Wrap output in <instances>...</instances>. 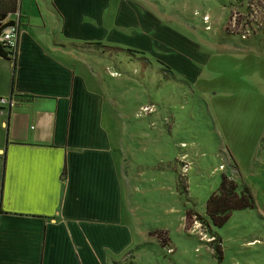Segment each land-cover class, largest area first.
<instances>
[{"label":"crops","instance_id":"crops-1","mask_svg":"<svg viewBox=\"0 0 264 264\" xmlns=\"http://www.w3.org/2000/svg\"><path fill=\"white\" fill-rule=\"evenodd\" d=\"M18 1V50L0 55V98L22 100L0 110V264H127L134 211L105 97L114 65L73 44L148 50L150 36L164 43L153 34L174 28L131 0L112 9L109 0ZM108 18L118 31L102 26ZM124 27L145 34L126 37ZM181 49L174 62L190 65ZM198 54L211 58L199 45Z\"/></svg>","mask_w":264,"mask_h":264},{"label":"rangeland","instance_id":"rangeland-1","mask_svg":"<svg viewBox=\"0 0 264 264\" xmlns=\"http://www.w3.org/2000/svg\"><path fill=\"white\" fill-rule=\"evenodd\" d=\"M118 1L129 0H109L110 8ZM131 1L174 28V33L158 29L159 36L153 34L164 43L150 36V48H141L148 57L159 52L163 59L171 53L176 57L182 48L192 59L190 65L185 59L176 65L181 72L174 68L178 77L190 79L187 89L175 80L163 81L154 62L149 71L136 70L139 64L118 70L116 63L114 77H107V125L114 142L123 145L134 211L127 264H264V24L254 25L247 41L230 27L233 35L227 33L231 14L249 13L251 0ZM113 22L108 18L102 26L116 32ZM124 28L119 32L126 37L145 34L141 27ZM198 45L211 55L206 64L197 56ZM227 171L251 187L257 206L234 212L223 228L213 229L222 238L219 260L210 244L214 237L195 213L205 214L208 197ZM180 175H186L188 191L180 188ZM142 229L147 231L143 240ZM153 229L168 231L173 251L148 235Z\"/></svg>","mask_w":264,"mask_h":264},{"label":"trees","instance_id":"trees-1","mask_svg":"<svg viewBox=\"0 0 264 264\" xmlns=\"http://www.w3.org/2000/svg\"><path fill=\"white\" fill-rule=\"evenodd\" d=\"M19 8L20 5L18 0H0V32L8 24H12V23L19 24V22H17L14 19V15L18 13ZM247 8L249 9V5ZM231 15L233 16L234 14ZM237 23L238 24L236 25L235 30L232 31V33L235 34L234 36H238L241 39H243V41H247L246 40L247 38L242 37L244 30H247L248 28L250 30L253 29L256 30L255 26L260 24L259 20L255 22L248 21L246 22L248 24L247 26L246 25L241 26L240 20H238ZM228 25H227V33L230 35L232 33L228 31ZM262 30H264V28H262ZM73 47L74 49L85 53L98 54L106 59L111 60L113 65H115L116 63L119 64V66H115L118 70H122L123 67L126 68V66L129 64L130 65L139 64L141 69L137 67L139 65H136L134 67L136 70L149 71L151 67L153 69L155 68L153 66V62L158 63L160 64V67L157 68V72L162 76L163 81L171 82L175 80L176 82H180L181 85L186 87V89L187 86L190 85L189 83L190 79L186 78L185 76L180 75L181 77H178V75H176L174 68L178 70L176 65H178L179 63L174 62L175 58L172 53L168 54L165 59L156 56H153L151 58L148 57L147 52L143 49L130 47V46L125 47L119 45L106 44L103 42L73 44ZM12 54L13 52L9 49V47L0 42V55L4 57H10L12 56ZM197 56L201 57L202 55L201 56L197 55ZM196 73L199 75V71ZM196 73L194 77L197 78L198 76H196L197 75ZM14 97L17 99L18 103L22 102L20 97L18 96H14ZM230 166L234 169L237 168L236 165H230ZM186 168H189V164H187ZM186 178H187L186 175H180V177L178 178L180 181V186H181L180 188L183 189L184 191H188L187 189L188 185L187 183H185ZM256 206L257 204L254 193L251 187L247 183H242V184L239 183L238 177L236 176L233 177L232 175H230L229 172L221 173L217 189L210 194V196L206 201L205 211H204L205 214L195 213V215L197 216L196 221H199V223L205 228L206 232L209 233L211 237H214V239L210 242V244L214 245L213 248L215 249V252L219 257V260L220 259L222 260L223 257H222L221 247L219 244H217V242H222V238L221 236L217 235L213 229L223 228L231 219L234 212L254 209L256 208ZM190 216H191V211L187 210L186 217L189 218ZM150 235L159 238L162 242L163 248H167V247H170V249L172 248L171 238L169 237L167 230L153 229L150 231Z\"/></svg>","mask_w":264,"mask_h":264},{"label":"built area","instance_id":"built-area-1","mask_svg":"<svg viewBox=\"0 0 264 264\" xmlns=\"http://www.w3.org/2000/svg\"><path fill=\"white\" fill-rule=\"evenodd\" d=\"M251 4H249V13L247 12H235L230 20L228 27L232 30H235L237 21H241V26L248 25L246 22L251 21L255 22L259 20L260 24H264V0H251ZM258 9H262L260 12ZM244 22V24H243ZM238 30V29H237ZM250 29L244 30L242 37L247 38L248 32ZM20 39V26L17 23L8 24L1 32H0V42L9 47V49L13 52L12 56H14L18 50ZM18 104V101L15 97H1L0 98V110L1 113H4L7 108L12 109ZM223 168V166H222ZM169 251H173V249H169Z\"/></svg>","mask_w":264,"mask_h":264}]
</instances>
